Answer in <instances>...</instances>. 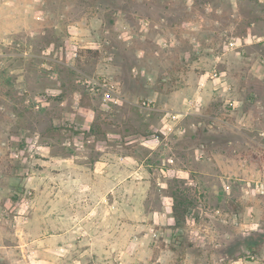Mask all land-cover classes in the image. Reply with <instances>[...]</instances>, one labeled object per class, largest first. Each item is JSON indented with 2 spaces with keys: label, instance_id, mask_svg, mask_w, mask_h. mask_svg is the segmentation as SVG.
<instances>
[{
  "label": "rangeland",
  "instance_id": "rangeland-1",
  "mask_svg": "<svg viewBox=\"0 0 264 264\" xmlns=\"http://www.w3.org/2000/svg\"><path fill=\"white\" fill-rule=\"evenodd\" d=\"M261 58L264 0H0V264H264Z\"/></svg>",
  "mask_w": 264,
  "mask_h": 264
},
{
  "label": "built area",
  "instance_id": "built-area-1",
  "mask_svg": "<svg viewBox=\"0 0 264 264\" xmlns=\"http://www.w3.org/2000/svg\"><path fill=\"white\" fill-rule=\"evenodd\" d=\"M227 47L231 50H236L238 52H241L243 50V45L241 43H239L236 40H230L227 42ZM261 61L264 62V58H261ZM223 75V72H217L215 70L214 72V76H218V75ZM100 86L103 87V89H105L104 91V100H110V101H114V102H118L119 101V95L117 93L115 84L111 83L110 81H108L107 79H103L101 83H98ZM229 89L231 90L232 87H229ZM145 103V102H144ZM183 120H184V116H182L181 113H172L170 120L168 121V123L165 125V128L167 130H162V133H177V134H182L184 133V125H183ZM159 139V138H158Z\"/></svg>",
  "mask_w": 264,
  "mask_h": 264
},
{
  "label": "trees",
  "instance_id": "trees-1",
  "mask_svg": "<svg viewBox=\"0 0 264 264\" xmlns=\"http://www.w3.org/2000/svg\"><path fill=\"white\" fill-rule=\"evenodd\" d=\"M173 207L176 208V206H173ZM174 217H175V219H177L176 215Z\"/></svg>",
  "mask_w": 264,
  "mask_h": 264
}]
</instances>
